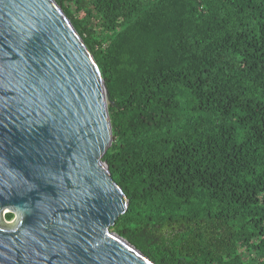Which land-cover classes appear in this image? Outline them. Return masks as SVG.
Listing matches in <instances>:
<instances>
[{"label":"trees","instance_id":"trees-1","mask_svg":"<svg viewBox=\"0 0 264 264\" xmlns=\"http://www.w3.org/2000/svg\"><path fill=\"white\" fill-rule=\"evenodd\" d=\"M55 1L109 93L111 230L155 264H264V0Z\"/></svg>","mask_w":264,"mask_h":264},{"label":"water","instance_id":"water-1","mask_svg":"<svg viewBox=\"0 0 264 264\" xmlns=\"http://www.w3.org/2000/svg\"><path fill=\"white\" fill-rule=\"evenodd\" d=\"M108 99L61 5L0 0V264H155L111 230Z\"/></svg>","mask_w":264,"mask_h":264},{"label":"rangeland","instance_id":"rangeland-1","mask_svg":"<svg viewBox=\"0 0 264 264\" xmlns=\"http://www.w3.org/2000/svg\"><path fill=\"white\" fill-rule=\"evenodd\" d=\"M14 217H15V216H14V214H13V219H14ZM4 218H5V216H4ZM13 219H12V220H13ZM12 220H11V221H12Z\"/></svg>","mask_w":264,"mask_h":264}]
</instances>
